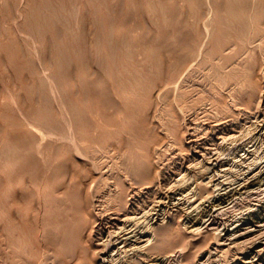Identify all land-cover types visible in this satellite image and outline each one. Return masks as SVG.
Masks as SVG:
<instances>
[{
    "label": "rangeland",
    "instance_id": "rangeland-1",
    "mask_svg": "<svg viewBox=\"0 0 264 264\" xmlns=\"http://www.w3.org/2000/svg\"><path fill=\"white\" fill-rule=\"evenodd\" d=\"M263 42L264 0H0V264H264Z\"/></svg>",
    "mask_w": 264,
    "mask_h": 264
},
{
    "label": "bare ground",
    "instance_id": "bare-ground-1",
    "mask_svg": "<svg viewBox=\"0 0 264 264\" xmlns=\"http://www.w3.org/2000/svg\"><path fill=\"white\" fill-rule=\"evenodd\" d=\"M59 1V0H58ZM47 2V1H46ZM51 2V1H50ZM49 2V3H50ZM54 2V1H53ZM60 3V2H59ZM67 3V2H66ZM69 3V2H68ZM68 3H67V5H68ZM63 4H65V3H63ZM62 4V5H63ZM51 5V4H50ZM55 5H57V4H55ZM52 6V5H51ZM64 6V5H63ZM70 6V5H69ZM53 7V6H52ZM64 7H66V6H64ZM64 7H62L63 9H64ZM46 8V7H45ZM50 9H52V8H50ZM58 9V8H57ZM63 9H62V11H63ZM56 10V9H55ZM64 11H65V9H64ZM49 12V11H48ZM51 13V12H50ZM30 15V14H29ZM41 15V14H40ZM47 15V14H46ZM55 15V14H54ZM43 17H44V15H43ZM37 18V17H36ZM29 19V18H28ZM50 19V18H49ZM37 21V20H36ZM39 21V20H38ZM57 21V20H56ZM243 22V21H242ZM38 24V23H37ZM241 24V23H240ZM244 24V23H243ZM63 25V24H62ZM67 25H68V23H67ZM53 30V29H52ZM262 31V30H261ZM260 32V31H259ZM258 32V33H259ZM39 33V32H38ZM261 33V32H260ZM232 34H234V33H232ZM260 36V35H259ZM249 37V36H248ZM262 37V36H261ZM249 39V38H248ZM116 43V42H115ZM264 43V42H263ZM262 43V44H263ZM254 44H256L255 42H254ZM259 44V43H258ZM109 45V44H108ZM204 45V44H203ZM122 46V45H121ZM255 47V46H254ZM258 47V46H257ZM260 47V46H259ZM258 47V48H259ZM115 48V47H114ZM181 48V47H180ZM116 49V48H115ZM253 49V51H255L256 49H254V48H252ZM109 50V49H108ZM262 51V50H261ZM264 51V50H263ZM63 53V52H62ZM103 53V52H102ZM117 53V52H116ZM119 53H120V51H119ZM65 54V53H64ZM126 54V53H125ZM66 55V54H65ZM108 55V54H107ZM68 56V55H67ZM223 56V55H222ZM107 57V56H106ZM203 57V56H202ZM221 57V56H220ZM203 59H205V58H203ZM204 61V60H203ZM107 62V61H106ZM113 63V62H112ZM107 65V64H106ZM111 65V64H110ZM247 65V64H246ZM109 66V65H108ZM110 67V66H109ZM219 68H221V67H219ZM218 71V70H217ZM116 72V71H115ZM111 73V72H110ZM109 73V74H110ZM219 73H220V71H219ZM114 75H115V73H114ZM252 77V76H251ZM115 79H117V78H115ZM221 79V78H220ZM115 85V84H114ZM113 85V86H114ZM126 106V105H125ZM128 108V107H127ZM212 156V155H211ZM132 157V156H131ZM215 157V156H214ZM211 158V157H210ZM212 159V158H211ZM218 159V158H217ZM135 161V160H134ZM25 183V182H24ZM22 184H23V182H22ZM25 188V187H24ZM67 196V195H66ZM70 200V199H69ZM156 202V201H155ZM67 203V202H66ZM72 204V203H71ZM132 205V204H131ZM155 205V204H154ZM66 206V205H65ZM137 206V205H136ZM68 207V206H67ZM131 209V208H130ZM64 210V209H63ZM153 211V210H152ZM132 212V211H131ZM144 213V212H143ZM150 213V212H149ZM152 213V212H151ZM121 214V213H120ZM128 215V214H127ZM142 215V214H141ZM109 216V215H108ZM136 216V215H135ZM147 216V215H146ZM127 217H129V216H127ZM131 217V216H130ZM134 217V216H133ZM132 218V217H131ZM129 219V218H128ZM163 219V218H162ZM165 219V218H164ZM127 221V220H126ZM139 221V220H138ZM140 221H142V220H140ZM161 221H163V220H161ZM207 221V220H206ZM19 222V221H18ZM111 222V221H110ZM144 222V221H143ZM209 222V221H208ZM212 223V222H211ZM3 224V223H2ZM137 224V223H136ZM160 224V223H159ZM8 225V224H7ZM19 225V224H18ZM24 225V224H23ZM137 226V225H136ZM205 226V225H204ZM5 227V226H4ZM7 228H8V226H6ZM17 227H19L20 228V226H17ZM58 228V227H57ZM115 228V227H114ZM251 228V227H250ZM261 228V227H260ZM22 229V228H21ZM124 229V228H123ZM138 229V228H137ZM141 229V228H140ZM143 229V228H142ZM11 230H12V228H11ZM109 230V229H108ZM6 231V230H5ZM99 231V230H98ZM103 231V230H102ZM101 231V232H102ZM126 231H128V230H126ZM21 232V231H20ZM58 232V231H57ZM130 232H132V231H130ZM236 232V231H235ZM19 233V232H18ZM124 233H125V231H124ZM24 234V233H23ZM28 234V233H27ZM96 234V233H95ZM114 234V233H113ZM247 234V233H246ZM8 235V234H7ZM22 235V234H21ZM126 235V234H125ZM237 235V234H236ZM11 236V235H10ZM14 236V235H13ZM18 236V235H17ZM102 236V235H101ZM120 236V235H119ZM127 236L128 235H126L125 237L127 238ZM141 236V235H140ZM145 236H146V234H145ZM148 236V235H147ZM149 236H150V234H149ZM247 236V235H246ZM110 237V236H109ZM108 237V238H109ZM129 237H130V235H129ZM236 237V236H235ZM47 238V237H46ZM101 238V237H100ZM106 238V237H105ZM119 238L120 237H118V240H119ZM131 238V237H130ZM140 238V237H139ZM145 238V237H144ZM233 238V237H232ZM9 239H11V238H9ZM117 239V238H116ZM115 239V240H116ZM138 239V238H137ZM149 239V238H148ZM157 239V238H156ZM64 240V239H63ZM99 240V239H98ZM239 240V239H238ZM245 240V239H244ZM142 241H145L144 239H142ZM224 241V240H223ZM247 241V240H246ZM18 242V241H17ZM56 242V241H55ZM136 242V241H135ZM141 242V241H140ZM152 242V241H151ZM151 242H150V244H151ZM238 242V241H237ZM101 243V242H100ZM103 243V242H102ZM121 243V242H120ZM131 243V242H130ZM147 243V242H146ZM221 243V242H220ZM223 243V242H222ZM236 243V242H235ZM105 244V243H104ZM128 244H129V242H128ZM145 244V243H144ZM148 244V243H147ZM147 244H146V247H147ZM1 245V244H0ZM25 245V244H24ZM46 245V244H45ZM51 245V244H50ZM57 245V244H56ZM107 245V244H106ZM120 245H122V244H120ZM125 245H127L126 243H125ZM132 245V244H131ZM130 245V246H131ZM143 245V244H142ZM26 246V245H25ZM103 246V245H102ZM135 246V245H134ZM136 246H137V244H136ZM143 246H145V245H143ZM12 247V246H11ZM29 247V246H28ZM54 247V246H53ZM140 247H142V246H140ZM56 248V247H55ZM58 248V247H57ZM97 248V247H96ZM135 248V247H134ZM2 249V248H1ZM30 249V248H29ZM101 249V248H100ZM100 249H99V251H100ZM112 249V248H111ZM133 249V248H132ZM136 249V248H135ZM262 249V248H261ZM26 250V249H25ZM58 250V249H57ZM134 250V249H133ZM224 249H222V251H223ZM143 251V250H142ZM19 252V251H18ZM109 252V251H108ZM115 252V251H114ZM213 252V251H212ZM217 252V251H216ZM103 253V252H102ZM210 253V252H209ZM221 253V252H220ZM219 253V254H220ZM18 254V253H17ZM22 254V253H21ZM25 254V253H24ZM34 254V253H33ZM135 254V253H134ZM169 254H171V253H169ZM173 254V253H172ZM133 255V254H132ZM163 256V255H162ZM161 256V257H162ZM165 256V255H164ZM221 256V255H220ZM5 257V256H4ZM20 257V256H19ZM125 258V257H124ZM136 258V257H135ZM169 258V257H168ZM20 259H22V258H20ZM59 259H61V258H59ZM154 259H156V258H154ZM165 259V258H164ZM122 260V259H121ZM128 260H130V259H128ZM163 260V259H162ZM247 260V259H246ZM11 261V260H10ZM27 261V260H26ZM111 261V260H110ZM150 261V260H149ZM204 261V260H203ZM20 262H22V261H20ZM121 262V261H120ZM155 262V261H154ZM46 263V262H45ZM58 263V262H57ZM122 263V262H121ZM162 263V262H161ZM102 264V263H101ZM129 264V263H128ZM158 264V263H157ZM167 264H168V262H167ZM205 264V263H204Z\"/></svg>",
    "mask_w": 264,
    "mask_h": 264
}]
</instances>
